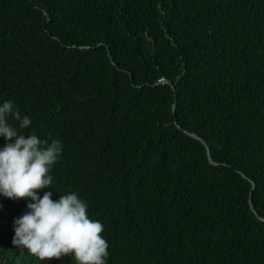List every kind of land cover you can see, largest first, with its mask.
Returning <instances> with one entry per match:
<instances>
[{
    "label": "trees",
    "instance_id": "1",
    "mask_svg": "<svg viewBox=\"0 0 264 264\" xmlns=\"http://www.w3.org/2000/svg\"><path fill=\"white\" fill-rule=\"evenodd\" d=\"M5 100L107 264H264V0H0ZM26 203L0 196V264H76L12 244Z\"/></svg>",
    "mask_w": 264,
    "mask_h": 264
},
{
    "label": "clouds",
    "instance_id": "2",
    "mask_svg": "<svg viewBox=\"0 0 264 264\" xmlns=\"http://www.w3.org/2000/svg\"><path fill=\"white\" fill-rule=\"evenodd\" d=\"M31 124L12 100L0 103V137L5 141L0 146V196L27 200V211L13 221L12 244L39 261L70 256L76 264H107L104 227L88 216L87 203L76 192L55 200L51 191L38 194L52 187L50 172L62 157L63 144L20 131Z\"/></svg>",
    "mask_w": 264,
    "mask_h": 264
},
{
    "label": "water",
    "instance_id": "3",
    "mask_svg": "<svg viewBox=\"0 0 264 264\" xmlns=\"http://www.w3.org/2000/svg\"><path fill=\"white\" fill-rule=\"evenodd\" d=\"M192 136H194V137H196V138H199L198 137V135H196V134H193V133H190ZM211 161L214 163V161L211 159ZM252 209L254 210V211H256L255 210V207H254V205L252 204Z\"/></svg>",
    "mask_w": 264,
    "mask_h": 264
}]
</instances>
